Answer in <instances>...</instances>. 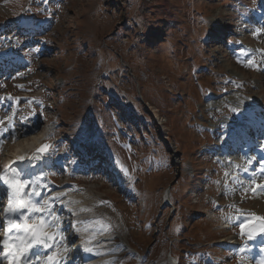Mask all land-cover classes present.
<instances>
[{"label": "rangeland", "instance_id": "obj_1", "mask_svg": "<svg viewBox=\"0 0 264 264\" xmlns=\"http://www.w3.org/2000/svg\"><path fill=\"white\" fill-rule=\"evenodd\" d=\"M5 56L12 63L0 71V172L49 145L42 161L71 202L63 210L86 237L113 236L90 246L92 259L264 264V233L247 235L253 214L264 216V190L252 186L264 184V0H0ZM12 108L15 133L5 137ZM44 128L55 132L37 141L24 131ZM244 132L251 137L240 140ZM89 134L100 153L90 164ZM62 150L77 161L66 174L54 164ZM223 150L256 160L234 171ZM115 151L132 168L121 169ZM107 164L118 169L108 181ZM78 169L88 179L71 176ZM222 216L229 229L213 222Z\"/></svg>", "mask_w": 264, "mask_h": 264}, {"label": "snow or ice", "instance_id": "obj_2", "mask_svg": "<svg viewBox=\"0 0 264 264\" xmlns=\"http://www.w3.org/2000/svg\"><path fill=\"white\" fill-rule=\"evenodd\" d=\"M47 3L48 0H43ZM259 31V30H258ZM45 43V42H40ZM249 65L253 63L252 60L248 61ZM17 75H23L17 73ZM6 99L11 100L9 96ZM236 111V109H233ZM35 113H30L34 115ZM13 120L9 118V127L12 126ZM27 123V120L24 121ZM91 138H85L83 140V146L87 149L90 146ZM50 148L49 145H42L36 155L29 158V161L36 159H43L44 156L48 155L47 150ZM43 154V155H39ZM20 160H25V157H20ZM264 159V158H262ZM256 160V157L248 159V163ZM69 163L75 164L77 161H70ZM247 171V169H245ZM261 172L264 174V164L261 166ZM30 175L24 169H11L9 175L7 171L0 173V181L6 185L8 193L7 206L4 207L3 211L6 217H10L12 214L16 215V219L7 218L3 222L5 238L0 240V258L7 261V264H60L63 257H66L67 253L71 251L67 246L63 248L59 247V244H63L65 237L60 231L61 225L59 221L61 217L57 215L53 206L49 203V200L58 201L61 200V194L57 193L55 196L43 199V203L34 201V197H41L42 193L38 191V188L44 187L41 183L42 176L37 175L31 179H24V176ZM30 187L31 191L27 188ZM62 187V186H61ZM264 190V184L257 185L253 188V191ZM26 210V211H23ZM38 214V215H37ZM27 217V218H26ZM50 218V219H49ZM253 220L256 223L250 225V230L247 233L248 238L252 239L253 235L259 231L264 233V216H256L253 214ZM248 226V223H241L240 228L243 230ZM54 228L55 231L47 229ZM80 231V229H76ZM14 233V234H13ZM59 237V241L56 240ZM88 241H85V252H92L93 249L87 246ZM56 247V251H52L53 247ZM43 248L48 250L43 256L38 251H32L33 249ZM30 253L35 257V260L30 259ZM106 264H113L112 261L106 262Z\"/></svg>", "mask_w": 264, "mask_h": 264}, {"label": "bare ground", "instance_id": "obj_3", "mask_svg": "<svg viewBox=\"0 0 264 264\" xmlns=\"http://www.w3.org/2000/svg\"><path fill=\"white\" fill-rule=\"evenodd\" d=\"M0 65L1 66L4 65L3 60H0ZM13 121H14V118H13ZM12 125H13L12 126L13 127V131L5 128V131H6V132H4V136L5 137L11 136L12 134L15 133V130H14L15 127H16L15 123L13 122ZM242 125L243 126H241V127L245 126L244 124H242ZM48 129L49 128H44V131H40V132H35V131L33 132L31 130L30 131L24 130V131L27 132V134L32 132L33 139H34L33 141H37L38 140L37 139L38 136L39 135H43V133L47 132ZM31 144H33V142H31ZM221 146L219 147V149L221 148ZM223 151H221V152H223ZM247 151H245V152H247ZM22 153L20 154L19 158L22 156ZM223 153H221L222 156L224 155L222 157V160H223V162L229 163L230 164L229 167L231 169H233L234 166H235V168L237 167V170L238 171L240 170L241 172L245 171V169H247V166L249 165V163L247 162V160H245V162H242L244 160H242L243 158L241 157V154L244 153V152H242L241 154H240V152H238V153H236L235 156H233V152L229 151V150L224 151ZM17 156H18V154H17ZM19 158L17 157V158L10 159L9 162H8V166L4 169V171H2L0 173H4L5 171H7V173L10 175L11 174V169L12 168H16L18 170L24 169L28 173H30V175L24 176L23 177L24 179H31L32 177L37 176V175L42 176L43 179L41 180V183L44 185V187L37 189L38 191H40L42 193V195H41V197H34L33 198L34 201H38L41 204L43 203V199H47L48 197L55 196L57 193L61 194V200H58V201L49 200V203L53 206V208H54L55 212L57 213V215H59L61 217V220L59 221V223L61 225L60 231L63 233V235L65 237V241H64L63 244H59V247L63 248L64 246H67L69 249H71V251L67 253L66 257L62 256L60 264H77V262H79V264H106V262L103 259H97V260L92 259V257H90L88 255L89 252H85L83 249L85 247V241L86 240L88 241L87 246L90 247V246H92L93 244H95L97 242L106 243L107 240L108 239L111 240L113 238V236L103 235V236H100L98 238H92V239L86 237V232L84 230H81L78 227L77 222H75V220L73 218V215H75V214L71 215L68 212L69 214L67 215V213H66L67 211L65 212V210H63L66 207V205L67 206L70 205L71 202L65 203L64 202L65 198L63 199V197H62L63 191L57 189V187H54L53 185L50 184V182L48 181V179L46 177L45 171H44V167H43V164H42V159H36V160L29 161V159L28 160H20ZM262 164H264V162ZM0 191L2 192V194L0 196V199H1V201H0V217L3 216L4 220H6L7 218L16 219L17 217H16L15 214H12L10 217H6L5 214H4L3 209H4V207L7 206L8 193H7V190H6V185H4L2 181H0ZM28 191H31L30 187H28ZM168 199H169V193H168ZM68 200H69V198H68ZM23 211H26V210H23ZM73 211H75V210L73 209ZM1 222L2 221L0 219V235H1L0 236V240H2L1 239L2 236H5V234H4V226L2 225ZM76 229H80V231H77ZM47 230H54L55 231L54 228L47 229ZM59 239H60L59 237H56L57 241H59ZM232 241L233 240H230L229 243H233ZM2 250L3 249L1 247V251ZM51 250L54 252V251L57 250V248L54 246ZM32 251H38L39 254L41 256H43L44 253L47 252L48 250H44L43 248H39L38 250L37 249H33ZM250 253H251V255H254V251L253 252L251 251ZM0 259L4 263H7L6 260H4L2 258H0ZM30 259L35 260V257L32 256L31 253H30ZM168 264H178L177 259L175 257H173V256H170L169 259H168Z\"/></svg>", "mask_w": 264, "mask_h": 264}, {"label": "trees", "instance_id": "obj_4", "mask_svg": "<svg viewBox=\"0 0 264 264\" xmlns=\"http://www.w3.org/2000/svg\"><path fill=\"white\" fill-rule=\"evenodd\" d=\"M106 117L110 120V119H112L111 118V115H109V114H107L106 115ZM111 125H112V123H111ZM98 134V133H97ZM96 137L97 139H99L96 135H92V134H89V136L87 137V138H92V137ZM111 137V139H112V137L113 136H110ZM110 139V140H111ZM113 147H114V145H113ZM116 152V154L115 153H113L114 154V156H115V158L116 159H118V161H119V165H120V167H121V169H122V166L124 167H128V168H132V165L134 164V161H132V159H131V157H128L129 158V160L127 161V160H125L124 158H122V156L120 155V153H119V151H115ZM127 174H129L128 176H131L130 174H132L131 172H128ZM136 187V185H134V186H132V187H130L129 189H128V193L130 194V195H136L137 193H138V189L137 188H135ZM179 229V228H178ZM179 230H182V229H179ZM183 255V254H182ZM181 255V256H182Z\"/></svg>", "mask_w": 264, "mask_h": 264}, {"label": "water", "instance_id": "obj_5", "mask_svg": "<svg viewBox=\"0 0 264 264\" xmlns=\"http://www.w3.org/2000/svg\"><path fill=\"white\" fill-rule=\"evenodd\" d=\"M169 149H170L169 151H171V153H172L171 147H169ZM168 191H169V188H167L164 191V194H163V204L168 203ZM50 231H53V230H50Z\"/></svg>", "mask_w": 264, "mask_h": 264}]
</instances>
